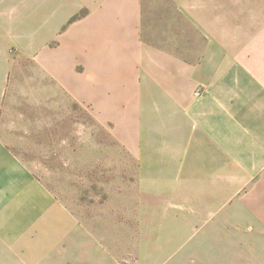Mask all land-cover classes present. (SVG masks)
I'll return each mask as SVG.
<instances>
[{"label": "crops", "instance_id": "1", "mask_svg": "<svg viewBox=\"0 0 264 264\" xmlns=\"http://www.w3.org/2000/svg\"><path fill=\"white\" fill-rule=\"evenodd\" d=\"M172 1L193 25L202 15L197 61L141 39L142 0H0V236L20 264L52 246L41 221L59 236L73 221L13 149L27 139L21 128L49 129L68 96L98 114L139 110L140 187L169 194L173 217L202 221L207 243L171 262L163 247L95 245L74 264H126L116 251L155 264H264V32L233 53L225 7ZM121 111L116 125L129 122Z\"/></svg>", "mask_w": 264, "mask_h": 264}, {"label": "rangeland", "instance_id": "2", "mask_svg": "<svg viewBox=\"0 0 264 264\" xmlns=\"http://www.w3.org/2000/svg\"><path fill=\"white\" fill-rule=\"evenodd\" d=\"M208 1L226 9L221 22L225 18L228 51L241 53L244 46L249 49L250 44L261 43L257 39L264 32V0ZM203 2L196 0L198 5ZM201 19L202 15H196L193 25L172 0H142L141 39L161 43L182 57L188 53L191 58L193 53L197 61L206 42ZM213 20L211 27L217 35L222 29L218 12ZM24 106L22 112H36ZM120 111L102 110L99 114L110 120L102 122L96 110L68 96L64 114L57 116L53 109L49 111V129L19 130L27 139L13 149L73 220L66 223L67 231L62 236L52 222L41 221L44 227L52 225L54 237L52 246L34 264H74L77 251L91 250L89 256L95 245L121 248L122 252L163 247L169 252L163 259L170 262L191 248L206 247L202 221L185 222L173 217L169 194L161 193L160 187H140L139 110L121 111L130 124L125 119V124L116 125ZM242 248L244 251L247 247ZM11 251L0 236V264H20ZM116 255L126 264H155V258L145 254L140 259L137 255V260L120 251Z\"/></svg>", "mask_w": 264, "mask_h": 264}, {"label": "trees", "instance_id": "3", "mask_svg": "<svg viewBox=\"0 0 264 264\" xmlns=\"http://www.w3.org/2000/svg\"><path fill=\"white\" fill-rule=\"evenodd\" d=\"M75 17V16H74Z\"/></svg>", "mask_w": 264, "mask_h": 264}]
</instances>
